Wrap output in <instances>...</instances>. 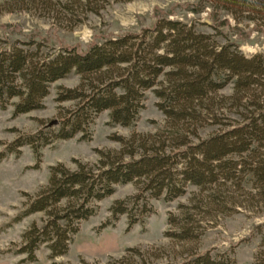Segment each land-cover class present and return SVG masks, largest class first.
<instances>
[{"label":"trees","instance_id":"obj_1","mask_svg":"<svg viewBox=\"0 0 264 264\" xmlns=\"http://www.w3.org/2000/svg\"><path fill=\"white\" fill-rule=\"evenodd\" d=\"M110 1L4 0L0 15L30 11L52 28L68 31L88 14L98 15ZM174 9L155 8L151 25L102 34L84 47L56 45L40 32L23 33L16 24L2 25L0 109L11 105L14 116L42 109L53 82L70 74L79 77L77 85L57 89L56 102H73L61 109L57 127L51 124L47 130L18 135L8 145L9 152L29 145L39 159L41 148L56 140L76 134L89 140L95 117L106 110L108 125L132 127L145 107L147 91L158 98L164 116L152 132L112 134L119 148L99 151L95 162L74 159V168L63 163L49 167L47 184L26 195L14 219L42 214L12 251L24 255L23 261L35 262L41 246L51 258L66 254L80 224L97 214L98 203L118 185L131 183L135 191L112 202L101 228L113 226L124 215L130 230L155 212L152 200L173 201L185 196L189 186L195 187L198 191L188 202L167 217L165 236L182 244L201 239L205 228L198 215L205 206L207 212H222L227 203L222 187L252 184L264 196V53L245 56L232 38L246 36L241 22L264 28V0H196L185 5L194 15L207 12L210 23L182 21L173 17ZM228 15L235 25H230ZM200 24L211 31L200 30ZM226 87L231 92L221 93ZM51 264L237 263L213 250L190 248L171 256L131 246L105 261L79 258L76 263ZM249 264H264L263 239Z\"/></svg>","mask_w":264,"mask_h":264},{"label":"rangeland","instance_id":"obj_2","mask_svg":"<svg viewBox=\"0 0 264 264\" xmlns=\"http://www.w3.org/2000/svg\"><path fill=\"white\" fill-rule=\"evenodd\" d=\"M4 0H0L3 2ZM196 0H131L124 3H110L98 15L88 14V18L71 30L52 28L48 20L38 17L33 12L17 11L0 15V36L4 35L2 25H17L23 33L40 32L50 36L53 43L77 44L86 46L103 35H116L124 31H136L142 26L154 22L155 8L169 9L175 6L173 17L185 22L197 21L210 23L207 12L194 15L186 11L185 5ZM178 6H181L178 8ZM230 25H235L230 15ZM246 34L244 37L233 35L245 56L264 53V28L258 29L253 23L238 24ZM200 30L210 32L205 25L197 26ZM52 29V30H51ZM79 77L70 74L51 84L49 94L44 98V108L28 113L13 115V106L0 109V264H51L52 262L76 263L79 258L105 261L108 256L118 257L126 247L138 246L145 250L164 251L175 256L180 251L196 248L198 251L213 250L232 257L237 264H249L264 241V196L262 191L252 184L244 188L237 186L222 187V197L226 202L222 209L207 212V206L199 213L204 225V234L195 244L177 243L165 236L168 229L167 217L170 212L176 213L180 203H187L193 192L198 190L189 186L185 196L173 201L163 198L152 200L155 212L150 214L142 224L127 229L126 216H120L113 226L101 228L109 217V206L116 199L123 198L135 191L134 185L116 186L115 192L98 203L95 216L80 224L79 231L73 237L68 252L51 258L49 250L41 246L35 262H26L24 255H14L12 251L19 246L22 235L35 221L40 222L42 214L37 213L15 221L27 196L34 195L38 189L48 182L49 167L63 163L74 168V159L83 162H95L99 151L108 148H119V143L110 139L112 134L123 136L131 132H152L162 125L164 116L157 107L158 98L152 91H147L145 107L140 111L132 127L108 125L109 112L99 113L91 125V138L83 140L81 134L69 139L56 140L41 148V156L36 158L29 145L21 146L16 152H9L8 145L21 134H29L38 130H47V126L57 121L62 108H69L73 102H56V92L60 86L73 87ZM231 88L221 91L229 94ZM56 128L57 125L52 126ZM258 226H261L258 228ZM165 260V259H163Z\"/></svg>","mask_w":264,"mask_h":264},{"label":"water","instance_id":"obj_3","mask_svg":"<svg viewBox=\"0 0 264 264\" xmlns=\"http://www.w3.org/2000/svg\"><path fill=\"white\" fill-rule=\"evenodd\" d=\"M57 121H53V124H55Z\"/></svg>","mask_w":264,"mask_h":264}]
</instances>
